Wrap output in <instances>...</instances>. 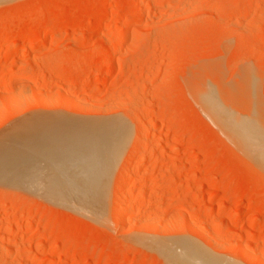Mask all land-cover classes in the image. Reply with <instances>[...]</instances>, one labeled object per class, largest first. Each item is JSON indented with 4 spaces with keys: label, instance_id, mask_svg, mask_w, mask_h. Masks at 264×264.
Segmentation results:
<instances>
[{
    "label": "rangeland",
    "instance_id": "obj_1",
    "mask_svg": "<svg viewBox=\"0 0 264 264\" xmlns=\"http://www.w3.org/2000/svg\"><path fill=\"white\" fill-rule=\"evenodd\" d=\"M26 69L0 84V153L79 183L44 194L0 173V264H177L181 239L264 263V137L235 133L264 130V0H0V80ZM117 117L131 133L109 166L95 127Z\"/></svg>",
    "mask_w": 264,
    "mask_h": 264
},
{
    "label": "bare ground",
    "instance_id": "obj_2",
    "mask_svg": "<svg viewBox=\"0 0 264 264\" xmlns=\"http://www.w3.org/2000/svg\"><path fill=\"white\" fill-rule=\"evenodd\" d=\"M135 12H133L132 14H134ZM136 13H138V12H136ZM132 16H135V15H132ZM4 29H6V27ZM45 37H46V35H39V38H40L39 40L42 41ZM39 43H37V45ZM38 52H40V51H38ZM98 53L99 52H97V54ZM111 58L109 57V59H111ZM94 59H95V57H94ZM32 74H33V70L32 69H26V70H23V71L22 70L21 71H17L11 77H9V79L7 78L6 81L5 80H0V84L9 85V84H11L14 81V79H13L14 77L15 78H23V77L31 76ZM245 77H247V76H245ZM208 83H204V85L200 84L201 85L200 88L197 89L199 97L201 98V100H203L206 103H208V101H209V103L211 102L213 104L220 103L221 100L219 98H217L218 97V96H216L217 94L214 93L215 89L214 88L211 89V87L208 88L207 87ZM252 83H253V79H249V84H251V86L253 85ZM243 84L244 83H242V85ZM245 84H246V82H245ZM210 91L213 94H211ZM242 92H244V91H242ZM212 98H213V100H212ZM40 99H41V101L43 103L48 102V101H46V99L44 97H41ZM221 103H222V101H221ZM10 104L11 105H20V103H13V104L10 103ZM163 109L164 108H162L160 110V112ZM110 119H111V121H110ZM106 122H107L106 125H101V126L95 127L96 130L101 132L102 136H103L102 141L98 142V144L96 146V152L100 153L101 157H106L107 158L106 159V163L110 166L114 162L115 156H116V154L118 152V149H119V147L121 145V142L130 135L131 126H130L129 122H127L124 119H121L120 117L119 118L117 117V118H114V119L113 118H109V120L108 121L106 120ZM154 123H155V119L151 120V123L149 124V126L150 125H154ZM238 123H239L238 127L241 130L238 131L239 130L238 129L237 131H235V130L234 131H235L237 137H239V138L241 137L242 138L243 142L246 141L248 144L249 143L252 144L253 142H256L254 140V135H255V138H257L256 136H259L260 139H263L262 137H264V134H263L264 130H261V129H263L262 128L263 125L260 128V130H259L252 123H250L249 120L248 121L247 120H245V121L238 120ZM232 130H233V128H232ZM145 134H146V132H145ZM147 135L148 134H146V136ZM182 135L183 134L181 132H179V131L173 132V135H172V138H171V142L170 141L169 142L173 143V145H176V144H174V143H176L175 141L181 139L183 137ZM146 136H144V137H146ZM258 143H260V145L262 144L261 142H258ZM173 145L171 147H173ZM186 145L187 146L185 148H183L184 152L190 150L193 147L191 142L187 143ZM169 146H170V144H169ZM259 148H260V152L264 153V149H262V148H264V143ZM13 150L14 151L9 153V154H3V153L8 152L7 150L4 151L2 154L0 153V173L1 172H3L4 174L6 172L11 173L12 176H14L13 178H14V181H15V182H13V184L16 185L18 183H22V181H23V182H25L24 184L27 183L28 186L34 187V188H36L37 190L41 191L44 194H46L45 191L50 189L51 186L65 185L63 187H64L65 190L68 191L67 192L68 195H70V194H72L73 190L76 188V185L79 183V176L77 175L76 172H74V171H67V172L66 171H64V172L58 171L57 173H54V172H52L51 169L48 168V166L42 164L44 162L36 160V159L29 158L27 149H25L23 151V150H20V149L15 147V149H13ZM51 181H54V182L51 183ZM55 182H62V184L61 183L57 184ZM138 182H139L138 179L134 180V184H133L134 187L138 184ZM212 182L215 183L216 181L213 180ZM232 187H235V185H232ZM64 192L66 193V191H64ZM34 193H37V192H34ZM216 193H217L216 191L212 192L210 194V196L212 197V196L216 195ZM143 194H144V189L137 190V191L133 190L131 192L128 210H130L133 207L134 203ZM63 195H64V193L61 190L57 191L55 193V196H63ZM71 199H64V200L62 199V200H60V198H56L57 201L63 203L67 207L72 208L74 210H80L83 205L80 204L81 207L78 208L77 207V202H79V201H77V199L73 200L74 198L72 200ZM92 204L93 203H91L90 205H92ZM84 205H86V204H84ZM85 209H86V207H85ZM139 240H141V239H139ZM155 240L156 239L154 238L153 241H155ZM137 241H138V239H137ZM164 242H165V240H164ZM144 243H145V241H144ZM147 243L149 244V241ZM151 243H152V241H151ZM160 243H162V241ZM173 243H175V242H173ZM180 243L181 244H178V245H177V243H175V245H174L175 247L180 248L181 251L176 248L178 250L177 252H181L180 254L179 253L176 254L177 253V252H175L176 249H175V251H171V253L175 252L173 254H175L176 263L177 264H235L234 262H226L225 261L226 259L224 260V259H221L219 256L216 257L213 254L208 253L207 250L202 248L196 242H193V241L191 242L190 240L181 239ZM157 244L158 243L156 242L155 247L159 246V244L158 245ZM172 244H170V245H172ZM37 245H42V242L41 241L37 242ZM161 246L164 249L166 248L165 250L170 248V247H167V245H165V244H161ZM235 246H237V245H235ZM5 247H6L5 249H9V250L10 249L13 250L14 248L19 249L18 245L16 246L15 244H10V243L5 244ZM158 248H160V247H158ZM237 248H238V246H237ZM172 249L174 250V247ZM163 253H164V251H163ZM243 253L248 255L247 254L248 252L246 253L245 249H244ZM176 255H178V257ZM165 257H167V255ZM62 264H65V263H62Z\"/></svg>",
    "mask_w": 264,
    "mask_h": 264
}]
</instances>
